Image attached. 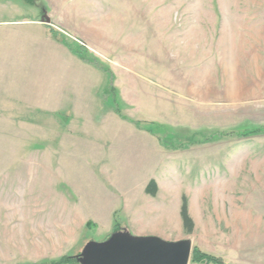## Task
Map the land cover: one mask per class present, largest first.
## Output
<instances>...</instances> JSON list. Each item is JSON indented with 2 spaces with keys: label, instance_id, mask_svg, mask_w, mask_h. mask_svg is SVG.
Returning <instances> with one entry per match:
<instances>
[{
  "label": "rangeland",
  "instance_id": "1",
  "mask_svg": "<svg viewBox=\"0 0 264 264\" xmlns=\"http://www.w3.org/2000/svg\"><path fill=\"white\" fill-rule=\"evenodd\" d=\"M35 6L50 35L68 53L40 43L34 47L38 56L31 60L27 51L17 91H10L18 95L23 109L19 113L12 109L3 113L0 109V180L7 182V186H0V264L42 263L77 256L89 242H105L125 228L135 235L120 212L115 220L120 231L115 232V222L112 225L94 218L90 228L75 226L68 240L49 217L48 190L59 182L78 180L68 178V172H81L85 178L79 179L85 186L96 189V179L91 177L94 171H116L121 150L114 147L112 139L115 117L133 126L140 123L142 128L137 129L155 132L163 144L168 180L178 194L183 192L195 217L194 232L177 241L191 240L193 250L198 248L221 258L224 264H264V78L253 75L252 80L229 85L221 67L232 65V61L225 58L226 49L219 46L220 36H225L220 34V27L229 25V34L239 40L237 47L249 41L264 47V0H37ZM151 25L156 33L148 31ZM171 26L170 31H177L181 41L187 38L184 44L166 40L165 32ZM117 43L126 45V53L116 52ZM180 46L193 50L189 51L193 57L188 63H199L197 57L204 54L203 86L207 95L200 115L196 114L194 98L178 97L183 92L188 95L183 87L187 83L163 80L168 74L165 63L169 62L164 48L168 53L186 54L184 50L178 52ZM87 59L97 60L113 73L115 92L110 86L112 76L85 63ZM117 61L122 82L126 81L124 74L134 73L132 81H126L132 84L134 93L130 109L117 85ZM256 64L264 76L263 56ZM135 69L142 80L135 81ZM191 70L186 71L195 73L194 67ZM148 72L159 76L156 86L168 87V93L175 92L176 97L153 96L148 91ZM135 82L139 88L136 93ZM66 92H84L79 102L86 108L84 113L72 115L73 131L62 151L64 155L68 146L70 159L62 161V155L53 154L60 134L65 132L57 123L70 122L71 114L53 115L50 110L51 99L55 101L56 95ZM116 105L121 114L116 112ZM189 142L195 144L178 148ZM138 146L134 160L141 171H146L160 160L161 148L157 145L151 152L152 147L148 154L142 142ZM98 155L100 159L94 158ZM23 171L27 173L24 186L17 176ZM97 180L102 185L111 182L100 175ZM62 191L70 190L62 187ZM23 202L24 207L19 208ZM88 205L83 203L76 212L90 215L102 211L101 206ZM48 249L50 257L46 255ZM190 264H195L192 259Z\"/></svg>",
  "mask_w": 264,
  "mask_h": 264
},
{
  "label": "crops",
  "instance_id": "2",
  "mask_svg": "<svg viewBox=\"0 0 264 264\" xmlns=\"http://www.w3.org/2000/svg\"><path fill=\"white\" fill-rule=\"evenodd\" d=\"M26 6H28L29 9L35 11H29V9H26ZM36 10V6L28 5L22 0H0V109L3 113L9 112L10 109H12L11 111L14 113H19L23 109V105L19 101L18 95L16 96L15 94H10V91H17V82L21 78V76H19L20 73L23 72V59H26L25 57H27V51H29L31 60H33V56H38V53H35L34 47L40 43L48 45L49 49L50 47H55V49H64L68 53L67 49L64 48L63 45L58 44L57 39L50 35V29H48L47 25H45V19L41 16V14H37ZM148 22L150 23V19ZM152 22L154 23L153 20ZM220 28L222 29L220 34L225 36H220L222 40L219 42V46H221L220 48L226 49L225 58L231 59L232 61V65L228 64L227 66H223V69L221 67V74L224 76L229 85L234 81L241 82L249 79L252 80L253 75L261 76L259 77L261 79L264 78L263 74L260 73L258 69H256V62L259 60V58L261 59L263 56L264 59V55H262L264 54L263 44L259 43V46L258 44L252 43L251 41L247 42L249 44L243 43L244 53L241 54L240 51H242L241 48L243 46L237 47L236 43L239 40L237 35L233 34L231 36L229 34V29L231 27L229 25H222ZM172 29L173 26L169 27L165 32L166 40H170L172 43L174 41L175 45L177 42L184 44L187 38L181 41V35H178L179 33L175 30L171 32L170 30ZM141 31L140 33H142ZM148 31L156 33L154 32L152 25L148 28ZM172 33H174L173 36ZM229 38H231L230 41H228ZM226 42L229 43L228 45H232V48L227 46V44L224 46ZM28 43L29 47L27 48L26 45ZM116 49V52L118 53L119 50L120 54H122V52L126 53L128 50L126 45L123 46L121 43H117ZM140 49H143V47ZM257 49H260V51L257 52ZM164 50V53L166 54L167 52L168 54L169 62L165 63V68L168 69L167 76L169 77L164 76L163 80L165 82L183 80L185 83H187L183 87H186V90H184L188 92V95L183 92L182 94H178V97L181 98L185 96L194 98L196 103L195 108L197 109L196 114L199 113L200 115L204 104L203 99L205 95H207L204 93L205 90L203 86L205 77L202 70L204 60L203 52L200 56L197 55L198 57L196 61L199 60V63L196 62L197 64H195L191 61L188 63V59H192L193 57L189 51L193 50L188 48L185 49L183 46H180V49L177 50L178 52L184 50L186 54H179L177 51H171V53L169 51V54L168 49L164 48ZM187 51L189 52L188 54L191 58L187 57ZM69 54L72 60L73 54L70 51ZM183 57L186 58L184 59ZM244 59L247 60V70L244 69L246 66L243 62ZM241 63L243 64L241 65ZM189 64L191 66L190 69L188 66ZM118 65V61L115 62L114 68L116 74H118ZM183 67L185 68L184 70H182ZM193 67L195 69V73H187L188 71H193L191 70ZM172 68H176V70H172ZM259 68L261 69V67ZM131 74L133 75L134 73ZM137 74L138 73H136L135 69V81L137 79L142 80L140 76H138L140 78H137ZM118 75L119 79L117 85L120 90L121 98L125 99V105L130 109L134 93L132 84H126V81H132V75L128 76L124 74L123 76L126 79L125 82H122L124 81L122 79V72ZM246 76L249 78H246ZM152 77L153 74L149 73L148 91H152L153 96L158 94L162 97L161 94H163L164 97H176L175 92L168 93V91H170L168 90V87L163 86V88H160L156 86L155 81L160 79L159 76L155 75L153 78ZM150 81L153 83L152 87H150ZM136 84L137 83L135 82V93L139 91V88H137ZM161 91H163V93ZM84 94V92H78L76 94H68V92H66L61 93L59 95L60 97L56 95L57 98L55 101L51 99V105L53 107L51 106L52 110H50V114H71L70 122L65 121L57 123V126H59L61 129H64L65 132L60 134L61 138L59 144H56L55 149H53V154L58 156L62 155V161L70 159V150L68 149V146H66L64 149V151H66L64 155L62 154V151L64 145L67 144L66 140L73 131L72 127L74 118L72 115L75 113H84L83 108H86L82 107L83 105H80L79 102V98L83 99ZM171 108H174L173 105ZM154 134L148 131L146 132L143 129H137V126H133L132 124L115 117L112 139H114V147L116 149L119 148L121 150V154L117 157L119 159V163L117 164L114 174H111L110 171L106 172L108 171L107 168L104 169L102 174L98 173V171H94L91 174V177L96 179L97 188L92 189L88 188V186H85L82 180L84 175H82L81 172H75L72 174H69L68 172V178H74L78 180L73 181V183L59 182L56 187H51V189L48 190V198H51L49 217H51L54 224L59 228L60 231L58 230V232L60 234H65L66 240H68V235L71 236L73 234L75 226L84 228L89 222L93 224L92 221L95 220L94 218H96V221H107V223H112V225H114L119 212L128 221V228L135 235L158 236L167 241H177L187 235L181 215L183 192L178 194L179 190L176 188V186L174 184H170V181L168 180L169 178L167 176L169 167L164 161L166 151H164V148H162L163 146L161 147L163 144H161V141L156 138ZM139 141L143 143V146L145 147V150L148 154L155 152L153 149H156L157 145L161 148L159 155L160 160L158 162L155 161L154 165L150 166L149 169H146V171H141L139 164L135 161L139 151ZM209 145L214 146V144ZM209 145H207L208 148H210ZM151 148L152 151L150 152ZM94 158L100 159L101 157L98 155ZM64 171L66 170L64 169L62 173H65ZM26 175L27 173L24 171L17 174L19 180L20 177L22 178L23 181L21 185L23 186L25 184ZM98 175L103 178H110L111 182H109V184L102 185V183L97 180ZM152 181H155L158 187V193L155 197L151 196L147 192V188ZM0 186H7V182L0 180ZM60 186L65 188V190H70V193L62 191V187L59 188ZM169 186L172 188L171 190H169ZM25 195L26 193H23V199ZM172 195L174 196L172 197ZM83 203L85 205L91 204L88 206H101L102 211H97V214L81 215L76 212V209L81 207ZM24 204L25 202H23V206L20 205L19 208L24 207ZM189 213L195 221L192 206L189 207ZM55 249H57V247ZM45 251H47L46 255L50 257L51 255L49 254L51 251L49 249ZM51 259L52 258H50V260Z\"/></svg>",
  "mask_w": 264,
  "mask_h": 264
},
{
  "label": "water",
  "instance_id": "3",
  "mask_svg": "<svg viewBox=\"0 0 264 264\" xmlns=\"http://www.w3.org/2000/svg\"><path fill=\"white\" fill-rule=\"evenodd\" d=\"M192 254L191 240L172 242L124 230L105 242H89L78 260L80 264H190Z\"/></svg>",
  "mask_w": 264,
  "mask_h": 264
},
{
  "label": "trees",
  "instance_id": "4",
  "mask_svg": "<svg viewBox=\"0 0 264 264\" xmlns=\"http://www.w3.org/2000/svg\"><path fill=\"white\" fill-rule=\"evenodd\" d=\"M22 1L25 2L28 5L35 6L37 0H22ZM84 62L88 63V64H91L96 69L100 70L101 72H103L105 74H110L112 76L111 77V83L112 84L110 86H111L112 91L115 92V89L112 86L113 85V73L110 70L105 69L100 64V62H98L97 60H93L92 61V60L87 59V60H84ZM120 109L121 108L118 105H116V112L118 114H121ZM135 125L138 128H142L141 124L138 123V122H135ZM208 140L209 139H207V141ZM194 144H195V142L181 143V144L178 145V148L179 149H183V148H185L188 145H194ZM147 192L150 195H152V196H156L157 195L158 187H157V184L155 183V181H152L149 184V186L147 188ZM181 215H182V218H183L184 228H185L186 232L188 234H192L194 232V230H195V222H194L193 218L190 216L188 200H187L186 197L183 198V205H182ZM92 225L93 224L91 222H89L87 224V228L92 227ZM118 229H119V224L117 222H115V225H114L115 232L120 231V229L119 230ZM124 230H127V229L125 228ZM78 256L79 255H77V256L67 255V256H63L60 259H55V260L42 262V263H29V264H80L79 260H78ZM192 262L195 263V264H202L203 262H205V264H224L221 258H217L215 256L206 254V253L202 252L198 248H194V250H193Z\"/></svg>",
  "mask_w": 264,
  "mask_h": 264
}]
</instances>
